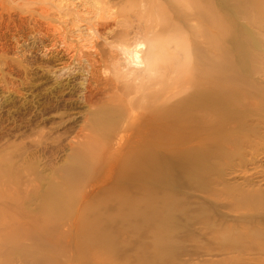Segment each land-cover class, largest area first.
I'll return each instance as SVG.
<instances>
[{
  "label": "rangeland",
  "instance_id": "rangeland-1",
  "mask_svg": "<svg viewBox=\"0 0 264 264\" xmlns=\"http://www.w3.org/2000/svg\"><path fill=\"white\" fill-rule=\"evenodd\" d=\"M92 1L0 0V264H85L89 259L79 255L72 240L73 222L105 185L125 186L119 177L128 174L130 165L125 164H130L137 135L123 129L129 109L122 112L109 100L114 84L106 55L115 48L108 46L107 33L117 29V15L128 16L135 25L141 11L149 12L151 24L166 20L170 25L156 35L168 43L159 54L161 60H171L164 68L172 67L174 56V62H187L190 69L215 64L219 75L214 83H228L234 90V114L217 133L225 128V140L215 147L188 149L200 166L203 150L212 153L201 166L208 193L185 182L187 169L167 172L162 167L165 175L174 174L166 181L168 190L178 191L192 210L193 204L205 206L213 223L184 227L183 254H176L173 264H264V254L250 247L246 233L249 227L264 228V0H102L110 18L99 27L93 24L99 9ZM156 7L164 19L157 17ZM215 21L226 22L227 29H213ZM211 42L224 59L219 63L213 62ZM102 48L107 63L105 56L101 62ZM112 107L114 113L106 116L105 109ZM171 151L162 147L153 153L160 161ZM51 201L59 210L47 206ZM40 228L48 230L53 244L40 237ZM230 229L240 239L238 246L218 243ZM111 230L112 236L121 237ZM124 243L122 249L107 252L114 256L106 264H121L123 251L129 254L134 244Z\"/></svg>",
  "mask_w": 264,
  "mask_h": 264
},
{
  "label": "bare ground",
  "instance_id": "bare-ground-1",
  "mask_svg": "<svg viewBox=\"0 0 264 264\" xmlns=\"http://www.w3.org/2000/svg\"><path fill=\"white\" fill-rule=\"evenodd\" d=\"M141 2L143 4L144 1ZM86 3L89 4L88 1ZM91 4L95 9H99V11H96V20L93 24L96 26L103 25L105 19L110 18L108 15H104L103 1L93 0ZM143 7L146 6L144 5ZM141 12L143 13V11ZM154 12L157 14V17L161 15L164 19L162 14L165 15V13L159 11L158 7L154 9ZM142 13L138 17L136 16L137 13L135 14L137 17L134 18L137 20L135 25L132 21L126 19L128 16L125 15V18H119L120 16L117 15V17H114L117 29L112 30L110 35L107 33L108 38L106 37L108 39V46L115 48L112 50L114 54L110 50L111 48L109 49L113 55L110 52L108 53V55L111 54L110 56L106 55L108 58H111L107 59L111 61L108 63L113 69V73L111 72L112 76H110L113 81L112 79L110 80L114 84V94L113 98L109 100H112L111 102L114 106L123 110L122 112L129 109L127 117L123 120V129L136 133L137 137L135 136L136 139L133 137L135 139L132 142L134 150L131 153L130 164H125V166L130 165V170L128 169V174H126L127 171L126 173L124 172L127 176L122 174L123 176L119 177V179L121 177L124 178L121 180H124L125 186L105 185L103 193L99 194L97 199H93V197L91 204L83 208L81 217L79 215L78 220L73 222H77L75 223L77 226L73 227L75 228L76 236L72 240L76 241L78 253L79 255L84 254L89 256V259L85 260V264H106L107 260H113L111 258L114 255L107 254V252H112L113 249H122L126 245L124 243L125 240H132L134 244L129 254L123 251L121 264H173L174 258L177 257L175 255L183 254L184 247L181 248L180 244L185 239V233L188 230L184 231V227L192 226L195 223L204 225L213 224L211 223L209 211H207L205 206H201L202 204L198 206L197 204L198 208L196 209L197 206L190 204L192 207H195L192 210L189 208L190 206L187 207L183 203L187 199L183 200L181 196L180 198V194L177 195V190V193H173L175 191H173L174 189L171 190V187L169 190L173 192L168 190L166 181L173 171L165 175L162 167L165 170L167 169V172L170 170L184 171L187 169L188 171L186 172L185 170L186 173H184L188 177L185 176L188 181L184 179L186 180L185 182L191 185L194 184V186H198V189L202 188L204 192L208 193L207 186L204 187L202 185L204 176L201 166L205 164L206 158L211 156L212 153H208L203 149L215 147L218 142L225 140V134L221 135L225 128L221 131L220 136L217 133L222 124L228 121L227 119L234 114L232 110L234 90L228 83L227 86L221 85V83H214L213 77L217 78L219 75L215 69V64L210 67H192L190 69L187 62H185L186 64H180L177 59L174 62L176 58L174 56V60L171 62L173 64L172 67L168 68L170 66L167 67L166 65L167 68H164L163 63L167 61L169 63L170 58L166 56L164 60H161L159 54L162 53L161 50H164L163 46L168 45V43L167 41L164 44L161 43L156 35L164 32L170 25L167 24L166 20L160 23L156 22V20L153 23V20V24H151L149 12ZM225 23L223 22L221 25L216 22V27H213L212 24L210 25L213 29L216 28L218 32H221L220 28L224 32L227 29ZM219 24L221 25L220 27ZM203 29L204 31L206 30L204 27ZM130 32L133 33H131L132 38L127 39L126 36ZM205 32L207 33V31ZM94 37L96 38V36ZM92 42L96 43V39L95 42L93 40ZM90 45L93 46L92 43ZM94 46H97V44ZM99 47H102V45ZM211 47L213 48V62H218L222 54H219L218 50L215 49L217 48L215 42L212 43ZM106 53L107 51L104 49L102 51L99 50L100 59ZM226 55L224 56L225 59H227ZM221 59L223 58L221 57ZM102 61L104 62V58ZM117 83L120 84L119 87ZM181 91H186V94L181 97L177 96ZM119 109L118 111H120ZM114 111V107L108 110L105 109L104 114L108 116L114 113ZM118 111L116 110V112ZM146 132L152 133V135L149 136V133L146 134ZM98 138L100 140H97L98 143L102 142L100 137ZM97 141H94L95 145ZM95 145L93 143L92 145L90 144V146ZM162 147H168V149L170 147L172 153L166 157L164 156L163 160L157 161L158 156L155 158L156 156L154 157L153 151L159 150ZM190 147L203 148L200 161L201 166L198 164L199 159L189 153L188 149ZM180 153L184 155L181 156L179 155ZM209 167L207 166L206 168ZM114 175H117V173ZM172 175L174 174L172 173ZM171 180L175 182L176 179L172 178ZM117 181L115 179L112 182L116 183ZM178 182H182V180L180 181L179 178ZM109 201H113L115 205L112 207L108 206L107 203ZM44 206H46L45 203ZM47 206L51 207L53 211L59 210L53 201L47 202ZM84 215L87 216L86 219L83 218ZM111 229H116L118 235H121V237H118L123 239L121 242H119L115 235L112 236L110 234ZM230 230L224 231L223 237L220 235V242L218 243L222 246L223 244L227 245V243L233 246L239 245L238 241L240 239L235 235V231ZM47 231L44 228L40 233V237L46 238V243L51 245L53 244L51 241L55 240L50 237ZM246 233L247 238L251 241L250 247L253 246L251 247L252 249L264 254V228L261 226L249 227ZM258 241L260 242L258 243ZM38 242H40V239ZM174 248H178V250L176 251Z\"/></svg>",
  "mask_w": 264,
  "mask_h": 264
}]
</instances>
